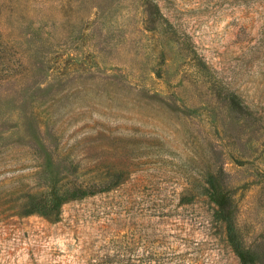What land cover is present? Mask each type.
Returning a JSON list of instances; mask_svg holds the SVG:
<instances>
[{
  "label": "rangeland",
  "instance_id": "obj_1",
  "mask_svg": "<svg viewBox=\"0 0 264 264\" xmlns=\"http://www.w3.org/2000/svg\"><path fill=\"white\" fill-rule=\"evenodd\" d=\"M208 176L264 264V0H0V264H240Z\"/></svg>",
  "mask_w": 264,
  "mask_h": 264
},
{
  "label": "trees",
  "instance_id": "obj_2",
  "mask_svg": "<svg viewBox=\"0 0 264 264\" xmlns=\"http://www.w3.org/2000/svg\"><path fill=\"white\" fill-rule=\"evenodd\" d=\"M228 97L233 110L241 111L244 108V101L237 93H230ZM57 182L47 183L45 191L40 194L29 195L19 214L22 216L39 214L47 218H57L64 204L110 190L109 185L98 188L80 184L66 186ZM206 184L207 187L203 189L202 194L215 206V218L225 225L228 242L240 264H258L260 258L257 252L246 247L238 231L228 191L218 184L214 176H208Z\"/></svg>",
  "mask_w": 264,
  "mask_h": 264
}]
</instances>
